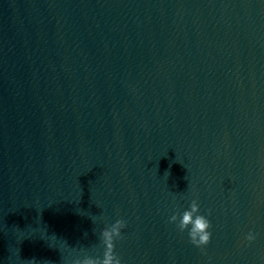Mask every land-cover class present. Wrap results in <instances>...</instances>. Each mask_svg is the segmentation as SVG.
<instances>
[{
    "label": "water",
    "instance_id": "water-1",
    "mask_svg": "<svg viewBox=\"0 0 264 264\" xmlns=\"http://www.w3.org/2000/svg\"><path fill=\"white\" fill-rule=\"evenodd\" d=\"M113 254L264 264V0H0V264Z\"/></svg>",
    "mask_w": 264,
    "mask_h": 264
},
{
    "label": "clouds",
    "instance_id": "clouds-1",
    "mask_svg": "<svg viewBox=\"0 0 264 264\" xmlns=\"http://www.w3.org/2000/svg\"><path fill=\"white\" fill-rule=\"evenodd\" d=\"M170 223L176 224L181 232H187L190 242L197 248L206 247L210 241L212 233L210 221L205 215L200 214L198 204L195 200L189 208L173 214L169 220ZM126 227V223L122 220H117L114 224L104 228L101 233V242L104 243V237L115 241L122 237L120 229ZM255 239L253 233L249 232L246 240L251 242ZM84 249H81L83 252ZM100 258H93L88 255H83V258H76L72 264H96ZM101 264H121L119 257L115 254L108 257L107 260L101 261Z\"/></svg>",
    "mask_w": 264,
    "mask_h": 264
}]
</instances>
